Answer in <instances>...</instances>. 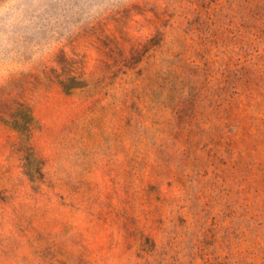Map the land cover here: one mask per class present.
I'll return each instance as SVG.
<instances>
[{
  "label": "rangeland",
  "instance_id": "obj_1",
  "mask_svg": "<svg viewBox=\"0 0 264 264\" xmlns=\"http://www.w3.org/2000/svg\"><path fill=\"white\" fill-rule=\"evenodd\" d=\"M0 264H264V0H0Z\"/></svg>",
  "mask_w": 264,
  "mask_h": 264
}]
</instances>
